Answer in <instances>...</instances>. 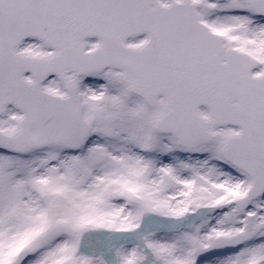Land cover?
Returning <instances> with one entry per match:
<instances>
[{"label":"snow or ice","instance_id":"obj_1","mask_svg":"<svg viewBox=\"0 0 264 264\" xmlns=\"http://www.w3.org/2000/svg\"><path fill=\"white\" fill-rule=\"evenodd\" d=\"M0 264H264V0H0Z\"/></svg>","mask_w":264,"mask_h":264}]
</instances>
